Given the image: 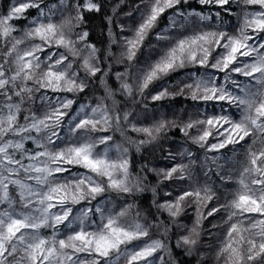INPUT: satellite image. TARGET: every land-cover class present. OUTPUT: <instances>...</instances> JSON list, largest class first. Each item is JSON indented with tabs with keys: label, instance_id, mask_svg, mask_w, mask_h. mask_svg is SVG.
Listing matches in <instances>:
<instances>
[{
	"label": "snow or ice",
	"instance_id": "6c2138e0",
	"mask_svg": "<svg viewBox=\"0 0 264 264\" xmlns=\"http://www.w3.org/2000/svg\"><path fill=\"white\" fill-rule=\"evenodd\" d=\"M187 3L188 0H133L129 4V0H117L111 7V15H103V20L110 38L114 29H119L120 34L115 33V36L119 35L121 55L126 56L128 61L134 60L153 36L157 42H164L163 51L140 79L141 91L161 75L174 72L186 64L200 68L207 66L218 73L220 79L204 73L190 78L191 83L187 87L191 89V98L238 106V118L221 115L207 119L210 127L223 129L222 139L213 141L211 133L204 131L194 141L205 144L210 153L231 145L240 147L241 143L249 146L239 168L231 169L226 176L229 181L232 175H236L237 179L232 198L228 199L227 194L225 196L223 242L216 250V255L225 258L226 264H244L245 245L249 253L248 261L257 255L264 257V150H252L253 144L264 145V0H198L199 5L206 8L216 7L215 16H221L222 11H232L235 5L239 8L236 12L237 26L231 31L217 28L175 35L179 28L184 27L187 32V25H204L210 17L205 12L184 11ZM82 4L80 20L86 19L89 14L104 12V5L98 0H82ZM124 5L130 8L123 13L125 17L139 13L134 24L120 21ZM39 8L36 0H13L7 14L0 17V39L9 37L15 31L14 19L23 17L26 10L38 11ZM43 15L41 12L40 16ZM165 16L166 24L161 27ZM38 20L39 17L33 16L34 27L26 32V40L15 39L7 52L0 53V264H6L13 257V264H25V261L28 264H120L122 259L126 264H171L165 259L171 250L163 238H151L139 212L131 224L125 225L120 217L126 216L129 209H121L117 214H105L98 209L97 214L103 223L97 231H89L86 227L90 209H81L75 216L72 215L73 209L68 207V202L78 204L85 199L84 186L93 196L104 191L103 185L92 176H82L74 185L53 182L55 177L66 172V168L60 166L61 162L65 165L74 163L107 179L108 187L130 191L127 186L128 161L110 158L112 146L104 147L103 152L96 156V147L91 141L57 151L48 149L47 142L55 143L52 137L59 134L55 131L49 133V129L59 127L65 115L59 105L47 115L42 116L35 110L31 116L24 115L23 97L26 93L30 96L34 72L39 71L40 62L44 59H48L49 63L44 65L46 71L39 81L41 88L55 94L71 93L76 89L82 92L85 87L82 82L77 84L75 78H68L73 65L57 70L58 67L63 68L67 57H57L51 48L45 51L43 47L54 42L78 55L75 42L63 35V25ZM77 35L88 53L81 67L89 75L97 76L101 69L94 66L95 43L90 42L88 31ZM27 41L34 46L27 48ZM125 76L126 72H115L116 79L121 81L120 89L131 95L133 88L124 80ZM238 77H242L244 82ZM109 83L115 87L116 81L109 76ZM153 92V101L163 98V92L155 89ZM112 94L111 89L106 90V96ZM72 103L67 97L63 101L64 107ZM91 114L99 119H81L76 129L86 125L95 128L97 123L109 120L106 107H91ZM21 120L25 123L21 124ZM187 127L195 128L197 123L189 121ZM143 131L150 134L151 128L146 127ZM179 131L184 132L185 129L180 128ZM110 139L105 132L103 143L108 145ZM26 140L35 147H27ZM114 147L119 151V145ZM66 151L68 155H65ZM210 159L216 164L219 157L213 155ZM189 167L182 162L174 163L160 172L166 174V181L172 180L173 174L179 172L178 179L183 181L189 175ZM117 170L122 173L119 178ZM205 195L206 192L202 193L199 189L195 192L181 189L161 197L159 208L167 212L169 219H173L181 215L182 202L187 197L200 200ZM17 199L21 201L22 208L18 209ZM58 207L60 212L56 211ZM65 223L76 225L68 230L66 237L56 230ZM49 226L53 228L52 232L45 231ZM164 231L166 235L169 229L166 227ZM199 236L194 227L181 240L184 245L194 247Z\"/></svg>",
	"mask_w": 264,
	"mask_h": 264
},
{
	"label": "clouds",
	"instance_id": "9594fccd",
	"mask_svg": "<svg viewBox=\"0 0 264 264\" xmlns=\"http://www.w3.org/2000/svg\"><path fill=\"white\" fill-rule=\"evenodd\" d=\"M98 2L102 3L104 8L106 7L104 0H98ZM36 3L40 5L35 15V17H39L37 22L63 25V35L75 42L79 54L74 55L69 49L59 47L54 42L45 44L44 50L51 48L52 53L57 57L61 55L67 57L63 68L58 67L57 70H64L68 64L73 65L68 78H75L77 84L82 82L85 87L82 92L76 89L71 93L57 92L55 94L49 89L41 88L39 81L46 71L44 65L49 63L48 59H44L40 62L39 71L34 72V79L30 83L32 89L30 96L26 93L23 97L25 101L24 115L31 116L33 110L42 116L47 115L54 112L56 106L59 105L65 115L60 121L59 127L49 129V133L55 131L59 134L52 137L55 143L47 142L48 149L57 151L91 141L96 147L94 156L102 153L104 147L112 146L109 152L110 158H122L128 161L127 186L130 189L128 192L108 187L107 179L96 176L95 173L78 164L65 165L61 162L60 166L65 167L66 172L55 177L54 183L74 185L79 182L82 176H92L104 187L103 192L93 196L84 186L85 199L78 204L68 202V207L73 209L72 215L75 216L81 209H90L86 227L89 231H97L103 223L97 214L98 209L105 214L109 212L117 214L121 209H129L126 216L120 217L121 223L125 225L131 224L135 219V214L139 212L140 220L149 230L151 238H163L167 248L171 250L170 255L165 256V259L169 260L171 264H185L183 257L173 251V246L188 257L189 261L194 260V264H204L205 261L207 264H226L225 258L216 255V250L223 242L225 196L227 194L228 199L232 198V189L235 188L234 182L237 179L236 175H232L231 181H229L226 176L231 169L239 168L240 162L246 157L249 146L241 143L240 147L231 145L219 152L210 153L205 144L195 142L194 138L204 131L211 133L213 141L222 139L223 129L210 127L207 124L208 117L225 115L238 118L239 108L227 104L226 109L224 104L213 103L216 101L194 100L191 98V89L187 87L191 83L190 78H195L201 73L206 76H215L216 79H220L219 74L214 73L207 66L200 68L197 65L186 64L183 68L175 69L174 72L161 75L159 79L153 80L147 89L141 91L139 88L140 79L144 71L163 51L164 42H157L153 36L138 52L137 57L128 61L126 56L121 55L120 41L116 38L115 32L110 38L107 28L105 38L104 29L98 19H92L93 14H89L88 18L84 20L78 19L80 9L83 7L82 0H36ZM41 12L44 14L42 17L40 16ZM101 14L103 13L96 15L98 17ZM2 16L0 15V17ZM216 17L215 23L209 17L204 25H187V32L217 28L225 30L227 21L221 16ZM26 20L27 22L22 26L13 24L15 31L10 33L9 37L0 39V53L7 52L9 45L15 39L26 40V32L34 27L33 16ZM84 31H88L91 37L95 36L94 66L101 69L97 76L89 75L81 67L83 59L88 53L84 50L83 43L80 42L77 34ZM187 32L184 27H181L175 35ZM25 46L30 49L34 45L31 41H27ZM37 55L39 56L40 53L38 52ZM116 71L126 72L124 80L132 85L133 94L129 95L120 89L121 81L116 79ZM109 76L116 81L115 87L109 83ZM241 82H244L243 79ZM108 89H111L113 93L110 96L105 95ZM153 89L164 93L161 100H152V95L155 94ZM66 97L73 103L64 107L63 101ZM97 105L107 108L109 120L97 123L95 128L86 125L76 129V125L81 119H99L91 114V107ZM189 121H195L197 127L188 129ZM200 121H204V123H200ZM20 123L24 124L25 121L21 120ZM146 127L151 128L150 134L143 131ZM180 128H184L185 131L180 132ZM73 129L76 130L73 131ZM105 132L111 138L108 145L103 143ZM47 134L45 133V135ZM27 142L29 141L26 140L24 143L27 144ZM251 143L250 140L249 144ZM116 145H119V151L115 150L114 146ZM252 150H264V145L253 144ZM186 153L191 155L187 156ZM65 155H68L67 151ZM213 155L219 157L216 164L211 162L210 158ZM181 162L190 166L189 175L181 181L178 179L180 173L177 172L173 174L172 180L166 181V174L160 170L167 165ZM49 163L51 162L49 161ZM79 169H83V171ZM120 176L122 173L117 170V177ZM181 189L192 192L199 189L202 193L206 192V195L200 200L195 197H187L182 202L181 215L169 219L167 212L159 208V203L162 202L161 197ZM16 203L18 209L22 208L19 199L16 200ZM56 211L60 212L61 209L58 207ZM189 216H191L190 222L187 220ZM74 227L76 225L65 223L56 230L61 236L66 237L68 230ZM166 227L169 231L165 235ZM194 227L200 233L197 245L194 247L184 245L181 237L189 235V231ZM45 231L52 232L53 228L49 226ZM178 241L180 242L179 246H177ZM248 255L247 245H245L244 264H264V257L257 255L252 261H248ZM13 260L14 257L10 258L6 264H13ZM25 264L28 262L25 261ZM120 264H126V262L122 259Z\"/></svg>",
	"mask_w": 264,
	"mask_h": 264
},
{
	"label": "trees",
	"instance_id": "16d2710c",
	"mask_svg": "<svg viewBox=\"0 0 264 264\" xmlns=\"http://www.w3.org/2000/svg\"><path fill=\"white\" fill-rule=\"evenodd\" d=\"M196 0H188V5L189 6H193V7H197V6H200L198 3L195 2ZM117 2V0H104V4L106 5V7L104 8V12L103 14L99 15L97 17L96 14H93L92 15V19H98L99 20V23L101 25V27L104 29V32H105V38H106V32H107V24H106V21L103 20V15L107 14V15H111V7L112 5ZM138 2V0H137ZM12 3H13V0H0V15H6L7 12L9 11L10 7L12 6ZM133 3V0H129V4H132ZM186 6V5H185ZM184 6V8H185ZM130 11V8L128 5H124L122 6V11H121V15H120V21L126 23V24H134V22L137 20V18L139 16H137V13H135L132 17H125L123 15L124 12H128ZM37 14V11L36 10H32V9H29V10H26V13L23 17H20L19 19H14L12 21L13 24L17 25V26H22L23 24H25L27 22L26 18H31L32 16H35ZM88 18V17H87ZM167 20V17L165 16L164 20L161 22V27L162 25L166 22ZM114 32L117 33V34H120L119 33V29L118 28H115L114 29ZM125 34H129L130 33H125ZM92 39V42H95V36L91 37ZM117 39H119V35H117ZM47 51V50H45ZM199 67V66H197ZM117 70H120V69H117ZM214 71V70H212ZM238 78H242V77H238ZM47 91V90H45ZM213 103H224V102H213ZM235 114V113H233ZM27 147L29 148H34L35 146L31 144V142H27ZM75 170V169H74ZM80 171H83V169H79ZM60 175H63V174H60ZM165 217H166V214H165ZM187 220L190 222L191 221V216L187 217ZM173 251L177 253V255L183 257V260L185 261V264H194V260L192 261H189L188 257L184 256L182 252H180L178 249H176L174 246H173Z\"/></svg>",
	"mask_w": 264,
	"mask_h": 264
},
{
	"label": "rangeland",
	"instance_id": "374dc122",
	"mask_svg": "<svg viewBox=\"0 0 264 264\" xmlns=\"http://www.w3.org/2000/svg\"><path fill=\"white\" fill-rule=\"evenodd\" d=\"M196 3H198V0L195 1ZM199 4V3H198ZM210 9V11H209ZM218 9L216 7H212V6H208L207 8L203 5L197 6V7H193V6H189L188 3L186 4L184 11L186 12H205L207 14L210 15L211 20L213 21V23L216 22L217 17L215 16V12ZM239 11V8H237L235 5H233V9L232 11L228 12V13H224L223 11L221 12V17L224 18L225 21H227V28L225 29L226 31H231L232 29H234L237 26V17H236V12ZM137 16H139V13H137ZM166 24V22L162 25V27H164ZM191 30H189L187 33L185 34H191ZM239 79H243V78H239ZM225 105V108L227 109V102L222 103Z\"/></svg>",
	"mask_w": 264,
	"mask_h": 264
}]
</instances>
